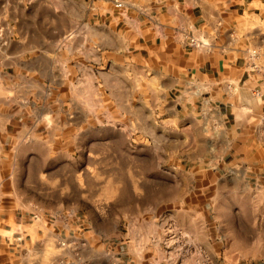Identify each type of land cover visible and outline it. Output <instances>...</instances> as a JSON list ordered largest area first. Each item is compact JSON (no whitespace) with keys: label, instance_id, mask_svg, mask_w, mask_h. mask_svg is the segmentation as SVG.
I'll return each instance as SVG.
<instances>
[{"label":"rangeland","instance_id":"obj_1","mask_svg":"<svg viewBox=\"0 0 264 264\" xmlns=\"http://www.w3.org/2000/svg\"><path fill=\"white\" fill-rule=\"evenodd\" d=\"M119 1L0 0L28 13L0 18V39L20 22L42 35L38 62L53 78L1 136L0 248L18 224L70 211L72 234L82 223L129 232L170 264H264V144L235 146L216 115L186 109L197 94L166 89L134 51L149 10ZM113 8L127 24L97 14Z\"/></svg>","mask_w":264,"mask_h":264},{"label":"crops","instance_id":"obj_2","mask_svg":"<svg viewBox=\"0 0 264 264\" xmlns=\"http://www.w3.org/2000/svg\"><path fill=\"white\" fill-rule=\"evenodd\" d=\"M126 2V13L149 10V23H144L148 36L140 33L134 51L147 53L166 89L188 96L195 92L199 98L186 101V109L194 112L201 107L216 115L223 127L233 131L235 146H246L250 138L252 145L264 144V76L252 67L254 61L264 66V0ZM97 14L116 27L121 21L127 24L119 19L124 13L118 8ZM23 15L28 13L0 10V18L10 23ZM193 37L196 45L189 41ZM42 43V35L24 29L21 22L17 33L7 31L0 39V140L3 136L5 144L18 127L16 117L26 113L21 105L30 106L31 96L42 97V84L53 79L38 62ZM250 49L257 50L255 59L249 57ZM53 68L55 74L62 73L59 65ZM70 208L62 204L61 210ZM45 216L38 217L42 222L36 229L34 222L20 223L25 226L20 233L3 239L0 264H170L158 245H142L129 232L109 235L101 228L85 230L87 224L82 223L74 225L72 234V212L64 213L66 221Z\"/></svg>","mask_w":264,"mask_h":264},{"label":"built area","instance_id":"obj_3","mask_svg":"<svg viewBox=\"0 0 264 264\" xmlns=\"http://www.w3.org/2000/svg\"><path fill=\"white\" fill-rule=\"evenodd\" d=\"M122 5H123V2L122 1H119V0H116V6L117 7H122ZM193 44H195L194 43V40H193ZM258 55V52H257V50L256 49H250L249 50V57L251 58V59H255V57ZM252 67H253V69L255 70V71H258V72H260V73H262V75L264 76V66H261V65H259L257 62H253L252 63Z\"/></svg>","mask_w":264,"mask_h":264}]
</instances>
